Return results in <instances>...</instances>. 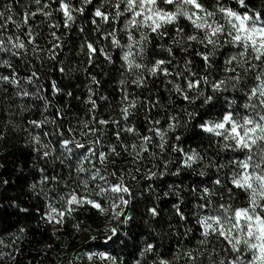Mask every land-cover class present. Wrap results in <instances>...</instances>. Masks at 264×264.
<instances>
[{
	"label": "snow or ice",
	"instance_id": "obj_1",
	"mask_svg": "<svg viewBox=\"0 0 264 264\" xmlns=\"http://www.w3.org/2000/svg\"><path fill=\"white\" fill-rule=\"evenodd\" d=\"M31 2L35 3V10L25 9L19 20L9 4H5L0 11V53L8 57L0 58V68L10 70L7 74L0 73V90L6 94V99L42 101L46 110L50 101L41 94L40 71L26 57L30 48L34 59L41 65L44 57L40 53L45 51L48 60L59 63L56 50L63 45L56 30L61 28V24L48 23L47 26L55 30L49 33L51 47L42 49L36 43L39 34L34 33L29 21L37 15L45 18L41 23L51 21L54 12H59L63 16L62 27L69 30L76 20L75 14H82L84 6L91 4L92 0H82L79 8L69 0H55L58 3L56 8H52L49 0ZM105 6L109 10H105ZM93 17L92 23L98 33H101L100 22L109 26V30L99 38L110 40L111 48L119 52L120 73L124 77L120 84L130 83L136 88H146L151 80L163 76L165 83L170 85V107L165 108L159 97L156 100L149 97L138 106V97L129 99L132 94L122 87L121 103L124 106L120 108V115L125 122L131 121L136 111L145 104L149 111L160 107L167 112L166 127L161 120L146 115V123L150 125L147 132L150 134H142L134 125L126 123L121 128L119 120L97 119V104L92 99L94 93L89 89L87 103L91 105L93 115L91 120L81 122L82 127L73 128L69 124L65 130L56 119H50L44 113H41V120L28 121L29 125L38 129L48 124L54 126L51 133H42L55 138L47 143L42 142L40 134L33 135L28 128L24 129L30 136L32 151L45 162L49 158L61 164L68 161L69 178L78 180L85 193L78 196L74 189H70L59 197L58 202H62L63 207L57 209L50 203L42 219L54 227L64 225L78 209L90 206L106 220L102 233L105 250L86 248L75 253L69 264H77L85 256L90 264H95L96 260L101 264H119V257L109 254L107 249L120 239V226L132 219L128 212L133 206L134 193L129 180L138 182L142 177L149 182L146 187L151 192L152 181L165 175H180L182 170L201 178L199 184L202 186L191 188L194 198L199 193L194 208L186 214L189 202L183 201L180 185L170 184L164 196L174 192L177 201H180L174 202L172 209L173 218H178L185 227L182 235L190 237L194 233L188 226V214L194 218L199 235L195 237V246H178L171 258L158 254L152 264H264V0H260L259 8L252 0H211L210 3L207 0H101ZM95 18H99V22ZM9 25H13L17 32L22 26L27 28L23 33L27 40L20 35H6ZM121 34L126 36V43H122ZM166 37L169 44L153 47L155 39ZM86 47L89 64L97 54L110 64L116 62L107 44L97 48L92 42H87ZM157 50L167 55L159 57ZM177 50L185 54L182 65L178 61L174 63ZM192 50L202 61L199 70L193 68V61L189 58ZM13 58L29 65L30 75L21 78L15 70ZM60 71L63 73L64 69L60 68ZM91 82L99 83L95 76L91 77ZM28 85L34 90H29ZM8 86L13 90L11 96L8 95ZM53 91H60L56 84H53ZM176 98L185 106L173 112ZM21 110L27 111L28 108ZM63 115L59 110L55 113L57 117ZM194 120H199V123L193 124ZM110 123L118 129L114 133L117 144L113 146L109 143L106 150L101 151L99 149L105 147L101 137L106 134L105 126ZM96 124L101 127H96ZM190 125L208 134L209 146L217 148L218 157L220 153L225 155L208 158L198 149L183 148V137L178 130ZM78 131L81 137L91 134L94 139L86 145L76 138ZM121 132L135 136L139 142L124 143ZM169 133L174 134L175 142L169 143ZM169 147L172 153L178 154L175 172L169 168L173 160H163ZM153 148L158 151H152ZM124 155L131 158L132 167L128 170L123 167L118 169L117 160L112 159L123 158ZM146 158L151 159L152 167L142 170L141 164ZM157 159L163 161L162 170L155 162ZM221 159L226 162H221ZM94 161H98L100 166L97 167ZM109 164L112 171L108 170ZM213 169L214 172L211 171ZM73 171L75 177H72ZM47 180L44 177V181ZM61 180L63 177H51L55 184ZM65 187H68L66 183ZM144 207L151 218L162 220L158 206L145 204ZM20 211L26 209L21 208ZM73 227L77 232H87L92 241H96L100 234L92 235L91 227L85 228L83 222H77ZM25 231L24 227L19 228L21 234ZM48 247L51 248V245ZM92 247L101 245L96 243ZM155 252L156 246L146 243L140 250L141 258L135 259L134 264H144L143 258Z\"/></svg>",
	"mask_w": 264,
	"mask_h": 264
},
{
	"label": "trees",
	"instance_id": "obj_2",
	"mask_svg": "<svg viewBox=\"0 0 264 264\" xmlns=\"http://www.w3.org/2000/svg\"><path fill=\"white\" fill-rule=\"evenodd\" d=\"M52 8L58 7L55 0H49ZM75 7H81L82 0H69ZM211 2V0H207ZM257 8L260 7V0H252ZM101 0H92L91 4L84 6L83 13H76V20L71 29L65 30L62 27V13L54 12L51 21H44V17L37 15L31 19L29 23L32 25L34 33H38L36 43L42 49L51 47L49 41L52 37L49 35L51 31L47 25L51 22L61 24V28L57 31L60 37L62 47L57 51L56 60H48L47 52L40 53L44 57V63L41 65L34 59L29 48V54L26 60L35 64L37 70L40 71L39 84L41 85V94L44 95L50 104L45 110L43 102L33 100L31 98H14L6 99L5 93L0 90V264H69L73 256L77 252H81L86 248H91L92 251H103V230L106 220L95 209H90V206H85L83 209H78L69 217L64 225H55L46 223L42 217L48 210V205L51 203L53 207L61 209L62 202L59 197L74 189L78 196L85 195L82 187L79 186V181L69 178V162L61 164L58 160L49 158L47 162L37 158L36 153L32 151L29 144L30 136L24 129L28 128L33 135L40 134L41 140L44 143L54 141V137L43 136L42 133L53 131V125L48 124L42 128H34L28 124L29 120H41L44 113L50 119H56L58 124H62L65 130L69 124L73 128L82 127V121H89L93 115L91 105L87 103L89 97V89L94 95L92 99L97 104V119H115L120 121L121 128L127 123L129 126H135L142 134H150L147 128L150 127L146 123L145 116L150 115L153 119L161 120V124L166 127L167 112L165 108L170 107L168 104L170 85L165 83V77L160 76L156 80H151L146 88H136L130 83L122 86L120 80L121 61L119 52L112 49L110 40L100 39L103 32L109 30V26L100 22L101 33L95 31V26L92 21L94 19L93 12L99 6ZM5 4L11 5L16 13V18L19 20L25 9L35 10L36 5L31 0H0V11L3 10ZM51 10V8H50ZM105 10L107 6H105ZM99 22V18H95ZM186 23V22H184ZM183 26V23H182ZM27 28L23 27L17 32L13 25H9V32L6 35H20L22 39L27 40V36L23 35ZM122 43H126V36L121 34ZM55 43V41H53ZM87 42H92L95 47L99 48L108 45V51L116 57V62L110 64L104 60L103 56L96 55L91 64L88 63ZM169 38L163 40L155 39L153 47L160 44H169ZM196 46H194L195 48ZM203 50V49H201ZM159 57H165L167 54L159 52ZM185 54L180 51L175 52L176 60L182 65ZM0 58L6 59L3 53H0ZM189 58L193 61V68L199 70L202 61L195 56L194 50L190 51ZM223 57H221V62ZM12 62L16 65V72L21 78L30 75L29 65L23 61H17L13 58ZM63 68V73L60 71ZM8 69L0 68V73L7 74ZM95 76L99 81L98 84L91 82V77ZM131 79L130 77L128 78ZM168 79H171L170 77ZM53 84H56L60 91H53ZM9 87L8 95L13 94L11 86ZM29 90H34L28 85ZM122 87L128 93H131L129 99L138 97L137 104H143L149 97L152 100L160 98L161 103L165 108L155 107L150 111L145 104L143 108L136 111L134 118L125 122L120 115V108L124 105L121 103ZM72 95L68 96L67 93ZM31 106V107H29ZM183 102L176 98V107L172 109L176 112L183 108ZM27 107V111L21 109ZM57 110L63 112V117L55 116ZM199 123V120H194L193 124ZM96 127H101L99 124ZM106 127V134L101 137L105 147L99 150L104 151L111 143L113 146L117 144L114 133L118 130L115 124H109ZM183 139L182 147L187 149H198L205 153L208 158H221L225 154L220 153L217 156V148L213 145L209 146L210 140L208 134L202 133L199 128H193L191 125L187 128L178 130ZM124 137L123 142L131 144L136 141L135 136H131L121 132ZM171 137L169 143H173L174 134L169 133ZM76 138L80 139L86 145L94 139L91 134L86 137H81L79 131L76 133ZM139 142V141H136ZM158 142V141H157ZM53 147L57 145L53 143ZM118 151H123L117 148ZM152 151H158L153 148ZM148 157L149 154H143ZM178 154L172 153L169 147L168 153L163 157V160L172 159L173 163L169 164L172 172L176 171L175 158ZM117 160V168L123 167L128 170L132 167L131 158L124 155L123 158H115ZM99 167V162L94 161ZM159 169L163 168V161L157 159L155 161ZM221 162H226L221 159ZM88 166L87 164L85 165ZM152 167L150 158H146L141 164L142 170ZM108 170L112 171V166L109 164ZM158 170V169H153ZM214 172L215 170H211ZM63 177L60 183L55 184L51 181V177ZM76 173L72 172V177ZM119 176V171H117ZM44 177L48 180L45 182ZM201 178L189 171L182 170L180 175H165L152 181V190L149 192L146 185L149 183L142 177L138 182L129 180V186L132 188L133 206L129 210L128 215L132 217L129 223L120 226V239L115 245H109V254L119 257V264H134L135 259H140V250L146 243H153L156 246V252L144 257V264H152L158 254H163L167 258H171V254L179 246L187 248L195 246V237L199 235L198 226L194 218L188 214V226L194 230L190 237H185L183 234L185 227L178 220L173 218L172 204L177 201V196L174 192L169 193L167 197L165 192L169 191L168 186L180 185L182 191L181 196L183 201L189 202L185 208L186 214L189 209H193L196 204V198L199 193H196V198L191 192L192 187L202 186L199 184ZM7 181V183H5ZM65 183L68 187H65ZM102 183V181H98ZM35 185V188H33ZM209 187L211 185H208ZM144 189L141 192V189ZM51 190V191H50ZM45 193H48L46 196ZM99 199V198H97ZM138 201V203H137ZM243 201H241L242 203ZM156 205L161 209V221L151 218L146 212L144 205ZM26 209L21 212L20 209ZM77 222H83L85 228L91 227L92 235H97V240L92 241L87 232H77L73 227ZM171 222V227H169ZM115 223V222H113ZM24 227L25 233L21 234L19 228ZM99 243L101 247H92ZM51 245V248L48 246ZM77 264H90L85 256L83 260L77 261ZM95 264H101L99 260ZM107 264V262H105Z\"/></svg>",
	"mask_w": 264,
	"mask_h": 264
}]
</instances>
